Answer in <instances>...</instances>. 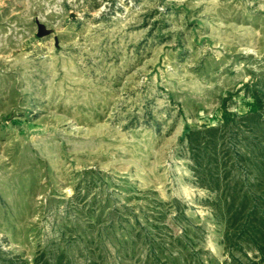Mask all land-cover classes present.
<instances>
[{
  "label": "rangeland",
  "instance_id": "1",
  "mask_svg": "<svg viewBox=\"0 0 264 264\" xmlns=\"http://www.w3.org/2000/svg\"><path fill=\"white\" fill-rule=\"evenodd\" d=\"M254 91L264 0H0V264H253L185 135Z\"/></svg>",
  "mask_w": 264,
  "mask_h": 264
},
{
  "label": "trees",
  "instance_id": "2",
  "mask_svg": "<svg viewBox=\"0 0 264 264\" xmlns=\"http://www.w3.org/2000/svg\"><path fill=\"white\" fill-rule=\"evenodd\" d=\"M251 98L244 112L224 109L220 124L187 130L185 141L196 184L210 193L206 203L225 228L226 246L246 243L257 252L253 264H264V93L254 91ZM88 244L93 248L92 240ZM64 261V255L55 263L42 252L32 264Z\"/></svg>",
  "mask_w": 264,
  "mask_h": 264
}]
</instances>
